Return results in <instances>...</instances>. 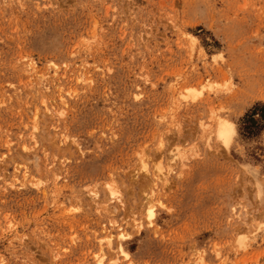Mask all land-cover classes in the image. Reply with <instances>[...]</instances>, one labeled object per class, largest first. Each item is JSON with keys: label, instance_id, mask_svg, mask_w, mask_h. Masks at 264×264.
<instances>
[{"label": "rangeland", "instance_id": "obj_1", "mask_svg": "<svg viewBox=\"0 0 264 264\" xmlns=\"http://www.w3.org/2000/svg\"><path fill=\"white\" fill-rule=\"evenodd\" d=\"M0 264H264V0H0Z\"/></svg>", "mask_w": 264, "mask_h": 264}, {"label": "snow or ice", "instance_id": "obj_2", "mask_svg": "<svg viewBox=\"0 0 264 264\" xmlns=\"http://www.w3.org/2000/svg\"><path fill=\"white\" fill-rule=\"evenodd\" d=\"M225 127L227 128L228 131L225 132L222 129V131L220 133V138L223 140L225 147H227L229 145V143H230L231 137L233 135H235V133L232 131V126L231 125H226ZM149 215H151V212L149 213Z\"/></svg>", "mask_w": 264, "mask_h": 264}, {"label": "bare ground", "instance_id": "obj_3", "mask_svg": "<svg viewBox=\"0 0 264 264\" xmlns=\"http://www.w3.org/2000/svg\"><path fill=\"white\" fill-rule=\"evenodd\" d=\"M226 125H231L230 123H229V121L227 122V121H224V120H221L220 122H219V130H218V133L220 134L221 133V131H222V129H223V131H225V132H227L228 130H227V128L225 127ZM113 195V194H112ZM149 207H151V206H147V208H149ZM151 212V215H152V210H149V213ZM151 215H149L150 217H151ZM150 219V218H149ZM111 240V239H110ZM120 246V245H119ZM110 247V246H109Z\"/></svg>", "mask_w": 264, "mask_h": 264}]
</instances>
